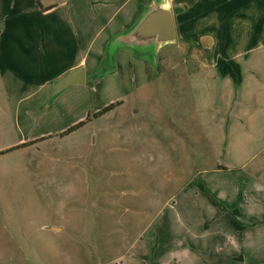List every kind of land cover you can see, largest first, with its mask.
<instances>
[{"label": "rangeland", "instance_id": "rangeland-1", "mask_svg": "<svg viewBox=\"0 0 264 264\" xmlns=\"http://www.w3.org/2000/svg\"><path fill=\"white\" fill-rule=\"evenodd\" d=\"M136 1L88 37L85 68ZM127 51L56 94L0 67V146L32 137L0 149V264H264V50L240 84L170 72L131 91L138 65L183 52Z\"/></svg>", "mask_w": 264, "mask_h": 264}, {"label": "crops", "instance_id": "crops-1", "mask_svg": "<svg viewBox=\"0 0 264 264\" xmlns=\"http://www.w3.org/2000/svg\"><path fill=\"white\" fill-rule=\"evenodd\" d=\"M117 1L52 0L42 3V0H0V67L19 71L32 69V74L39 71L43 74L41 85L53 83L79 66L84 68V82L87 77L94 79L98 65L104 61L102 56L108 41L128 30L154 0H137L134 11L130 8L124 13L120 25L108 32L95 49L94 62L85 68L91 40L88 37L103 31L110 9L114 13L126 2L122 0L117 5ZM162 1L170 8L176 29V39L169 44H174L183 52V58L179 61V68L174 65L163 67L164 60L159 55L162 46L158 47L155 53L159 55V60L155 68L147 67L145 72L146 68L138 65L134 72V81L137 82H133L129 90L145 83L151 84L154 77L170 72H182L188 78L207 72L212 80L218 77L216 80L220 82L230 80L231 83H242L243 74L250 73V69L243 68L241 60L247 59L256 50H264V0ZM102 18L106 20L102 22ZM95 25L96 32L93 33ZM127 50L131 51L128 48L115 50L112 65L114 57L117 68L125 60H130ZM134 55L140 56L137 53ZM130 79L133 80L132 77ZM84 82L74 85H83ZM21 99L18 98V102ZM29 139L20 137L0 146V149L32 145V137Z\"/></svg>", "mask_w": 264, "mask_h": 264}, {"label": "water", "instance_id": "water-1", "mask_svg": "<svg viewBox=\"0 0 264 264\" xmlns=\"http://www.w3.org/2000/svg\"><path fill=\"white\" fill-rule=\"evenodd\" d=\"M175 39L176 29L170 8L162 0H154L128 30L114 35L108 41L105 50L107 63L112 65V55L119 48H128L140 55L148 52L155 54L158 47L173 43ZM83 82L84 68L76 67L53 83L52 94Z\"/></svg>", "mask_w": 264, "mask_h": 264}, {"label": "trees", "instance_id": "trees-1", "mask_svg": "<svg viewBox=\"0 0 264 264\" xmlns=\"http://www.w3.org/2000/svg\"><path fill=\"white\" fill-rule=\"evenodd\" d=\"M110 105H111V104H110ZM110 105H108V106L104 107L103 109H101L97 114H100L101 112H104V111L108 110V109L111 107ZM79 124H80V123H77L76 125H74V126L68 128L67 130H65V131L63 132V134H66V133H68V132L74 130L75 128H77V126H79Z\"/></svg>", "mask_w": 264, "mask_h": 264}]
</instances>
